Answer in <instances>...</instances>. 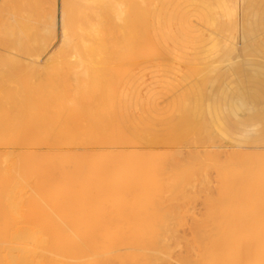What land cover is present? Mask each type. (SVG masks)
Segmentation results:
<instances>
[{
	"label": "bare ground",
	"instance_id": "bare-ground-1",
	"mask_svg": "<svg viewBox=\"0 0 264 264\" xmlns=\"http://www.w3.org/2000/svg\"><path fill=\"white\" fill-rule=\"evenodd\" d=\"M0 144V264H264V0H0Z\"/></svg>",
	"mask_w": 264,
	"mask_h": 264
},
{
	"label": "rangeland",
	"instance_id": "rangeland-1",
	"mask_svg": "<svg viewBox=\"0 0 264 264\" xmlns=\"http://www.w3.org/2000/svg\"><path fill=\"white\" fill-rule=\"evenodd\" d=\"M59 1V3H60V0H58ZM202 27L203 25H199L198 27ZM207 28L206 26H203V29H204V32H205V38H207V37H209L210 36V33H209V36H207V30L210 32V29H206L205 30V28ZM203 29H201L202 31H203ZM203 32V33H204ZM207 36V37H206ZM57 41H58V39L56 40V42L55 43H57ZM192 46H189L188 48H187V50H186V52H187V54L190 56V55H192V51H194V50H192L193 49V47L191 48ZM189 50V51H188ZM190 51H191V53H190ZM131 56H133V55H131ZM152 58V57H151ZM153 58H154V56H153ZM161 58V57H160ZM165 59V58H164ZM164 59H161L162 61H160V59H159V56L157 57V60H156V56H155V60L153 59V60H151L150 61V58H149V62H147L148 61V59H147V61L146 62H144V63H146V64H149V63H151L150 65V67L149 68H147V69H144V68H141L142 70H140L141 71V74L143 75V83L145 84H143L142 85V93L143 94H146L145 92H146V90H147V87H149V88H151L152 87V85L153 84H156V82H161L164 78L163 77H165V67L163 66V65H165V64H167L168 62H166L165 61V63H162L163 62V60ZM176 61H178V63L179 62H182V60H176ZM153 62V63H152ZM175 62V59L173 60V63ZM126 65H128V68L131 70V73L133 74V75H135V74H139L140 72H139V66H138V62L136 63L135 61H131V60H128L127 62H124ZM157 64V66H155V64ZM177 63V62H176ZM176 63H174L176 66H178V68L180 69V71L182 70V71H184L185 70V64L184 65H182L183 63H185V62H182V63H180L179 65H182V67L181 66H179L178 64H176ZM154 66V67H153ZM162 66H163V69H162ZM184 68V69H183ZM144 69V70H143ZM156 69H158V70H156ZM159 69H162V70H159ZM146 70V71H145ZM155 70V71H154ZM142 71H144V72H142ZM164 72V73H163ZM159 74H161V75H159ZM157 76V77H156ZM158 78V79H155V78ZM160 77V78H159ZM162 77V78H161ZM155 80H157L156 82H155ZM155 82V83H154ZM153 83V84H152ZM147 85V86H146ZM160 85V83H157V87ZM153 87H156V85L154 86L153 85ZM145 91V92H144ZM160 100H162V101H164L163 102V104H162V101H161V105L163 106H165L167 103H165V100H163V98L162 99H160ZM159 133H160V135H162L163 136V138H165V140H166V142L165 143H163V144H159L157 147H150V146H148L149 148H147V146L145 147V144H143L142 143V145H140L141 144V141L140 142H137V145H138V147H137V145H135V146H133L134 147V149H138V148H141L142 147V149H138V150H143V151H166V150H168L169 148H170V146L171 145H173V139H171L172 138V136H173V134H174V130H170V129H168V128H166V129H159V131H158ZM77 142H79V141H75V142H72L71 144H65L63 147H64V151H63V147L61 148H55L54 149V151H57V152H63V153H70V154H75V155H85V154H98L99 152L100 153H107L108 151H107V147L105 148L104 146H102V145H100L99 143H97V142H92V143H90V142H86V144L85 143H83V144H81L80 142L79 143H77ZM37 144V143H36ZM42 142L40 143V145H39V143H38V145H35V144H32L31 146H33V145H35V146H33V147H31L30 146V148H31V151H33L34 149H36V150H41V152H43V153H41L40 151H33V152H35L37 155H39V156H42V157H47L48 156V154H50L53 150V147L51 148V147H49L48 145H46L45 144V146L42 144ZM79 144H81V145H79ZM8 145V144H7ZM7 145H4V144H2V146H1V144H0V152H4L5 150L7 151V150H12V148H13V146L11 145H9L8 146V148H7ZM67 145V146H66ZM100 145V146H99ZM161 145V146H160ZM170 145V146H169ZM207 145H209L208 143L207 144H205V146H207ZM47 146V147H46ZM140 146V147H139ZM144 146V147H143ZM161 148H160V147ZM10 147V148H9ZM100 147H102V148H100ZM133 147H132V149H133ZM48 148H50V151H49V149ZM105 148V149H104ZM119 148V147H118ZM118 148H117V150H118ZM144 148V149H143ZM62 149V150H61ZM72 149V150H71ZM104 149V150H103ZM147 149V150H146ZM157 149V150H156ZM187 149V148H186ZM185 149V150H186ZM205 149V148H204ZM207 149V148H206ZM65 150H66V152H65ZM70 150V151H69ZM94 150H96V151H94ZM109 150V149H108ZM93 151V152H92ZM104 151V152H103ZM45 152V153H44ZM47 152H49V153H47ZM98 152V153H97ZM79 153V154H78ZM223 154V153H222ZM221 154V156H223V157H225V154H223L222 155ZM45 155V156H44ZM222 157V158H223ZM4 166L5 165H7V162H4V164H3ZM210 171H212V173L211 174H214L215 173V171H214V173H213V170H210ZM210 174V175H211ZM217 173H215L214 175H212V177H213V179L211 178H209L210 180L209 181H211L212 182V180H213V183H210V182H208L207 180H206V182H208V186H209V188H208V186H205V185H207V183H205L204 184V192H206L205 191V187L206 188H208V189H206V190H208V191H211V190H209V189H212V191H213V188L216 186V185H219V183L217 182L218 181V179L216 180V177H217V175H216ZM216 180V181H215ZM215 181V182H214ZM214 184V185H213ZM217 187V186H216ZM215 187V188H216ZM215 190V189H214ZM208 191H207V193H208ZM204 192H202L201 194H200V196H198L199 197V200H198V197H196V200H195V198H193V199H190L193 203H191V201H188V203H191L190 205H188V203L186 204V205H188V208L187 209H190L191 207V209H190V213H194V214H196L197 216H201L200 214L201 213H203L204 212V208H205V203H204V198H203V195H205V193ZM206 193V194H207ZM202 195V196H201ZM203 209V210H202ZM192 211V212H191ZM197 212V213H196ZM198 213H200V214H198ZM187 219H186V222H183L185 225H183L184 227H186V228H184L183 226V228L182 227H180L181 228V230H180V233L182 234V235H184V233H186V235H187V233L188 234H190V227H191V223H192V221H191V219H192V217L191 216H187L186 217ZM186 224L188 225V226H186ZM184 230H185V232H184ZM181 231H183V233L181 232ZM182 246H184L183 244H181V246H177L176 248H174V251H175V254H176V258H174V260H172V264H178V263H176L178 260H176L177 259V257L180 255L179 253H185V249H184V247H182ZM184 249V250H183ZM182 251V252H181ZM179 254V255H178ZM181 254V255H182Z\"/></svg>",
	"mask_w": 264,
	"mask_h": 264
}]
</instances>
